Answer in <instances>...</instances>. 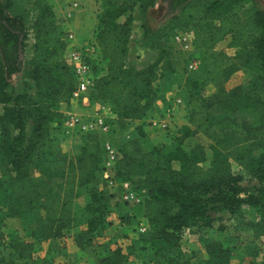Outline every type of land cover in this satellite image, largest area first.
<instances>
[{
	"label": "trees",
	"instance_id": "obj_1",
	"mask_svg": "<svg viewBox=\"0 0 264 264\" xmlns=\"http://www.w3.org/2000/svg\"><path fill=\"white\" fill-rule=\"evenodd\" d=\"M159 1L169 21L146 35L157 57L145 67L129 61L134 15L153 9L158 0L97 1L98 23L88 42L97 54L91 100L110 107L111 132L80 135L79 152L71 160L62 151L66 137L61 135L64 110L59 108L72 99L76 87L66 60V23L57 14L55 0H0V209L5 210L0 222L14 218L36 224V238L52 244L50 263L66 252L58 241L71 235L81 256H92L97 264H190L181 254L189 232L206 253L200 264H230L232 250L210 239L209 233L241 224L249 209L256 211L259 222L248 224V230L263 225L264 13L242 15L241 4L247 0ZM176 32L191 34L211 60L221 54L216 46L230 38L228 48L238 52L249 81L228 93L220 89L206 100L195 89L189 94L187 126L177 124L179 109L175 125L167 132L155 130L161 138L156 145H146L149 121L161 112L156 104L164 94L158 85L175 73L177 51L171 42ZM24 71L28 87L17 93L11 79ZM205 101L208 113L202 115L197 105ZM165 106L172 105L166 101ZM190 135L214 142L220 167L198 143L186 148ZM106 139L120 155L113 176L117 193L127 182L138 183L144 192L139 207H130L121 225L109 221L116 193L102 178ZM169 142L170 147L165 145ZM231 153L240 154L239 162L257 181L256 188L244 186L243 175L233 172ZM34 173L47 184L60 181L42 192ZM80 198L83 221L71 208ZM140 225L146 228L143 234L138 233ZM130 229L149 248V257H133L139 244L130 243ZM111 234L123 241L112 251L109 242L101 243ZM7 247L8 256L0 258V264H44L36 258L33 241L15 240Z\"/></svg>",
	"mask_w": 264,
	"mask_h": 264
},
{
	"label": "rangeland",
	"instance_id": "obj_2",
	"mask_svg": "<svg viewBox=\"0 0 264 264\" xmlns=\"http://www.w3.org/2000/svg\"><path fill=\"white\" fill-rule=\"evenodd\" d=\"M97 1L98 0H96L95 3L96 5L94 4L96 10H98L99 5ZM253 10H260L264 13V0H247L246 2L241 4L242 15L248 14ZM165 13V6L158 0L156 6L153 8L150 14L148 13L146 16H143L137 13L134 15L132 33L133 35L131 40L134 44V41H136V37L138 36L137 38H142L144 45L146 43V49L142 53V60H140V62H136V60L135 62H133L134 65L138 67H145L150 65L156 59L157 53L149 48V43L147 41L146 35L151 31L163 27L167 23V21H169V18L165 17ZM124 20L125 18L121 19V21ZM89 35L90 34L86 33L85 38L91 41ZM188 36H190L191 38V47L187 52L181 50L180 47L174 45L171 42V44L177 51V55L174 60L175 73L166 77L158 85L160 87V92H162V94L167 97V102H169L171 105L174 104L175 100L180 101L179 105L181 114L177 117V124L179 127L187 126V118L192 108L189 94L195 91V89H200V95H202V99L206 100L212 97V95L218 93L220 89H223L228 93L236 87L243 85L247 81H249L248 74L244 71L242 65L240 66V58L237 51L227 50L228 48L225 46V52H221V54L216 59L211 60L208 58V55L201 47V43L194 42L191 34H188ZM136 53H138V50ZM29 57L30 51H27L25 54V59L27 60L29 59ZM191 57H195L201 63L200 69L194 72L188 69V62ZM136 58L139 59L140 57ZM226 71L230 72L229 76H226ZM11 81L15 92L23 93L27 90L28 81L25 71L21 74L13 76ZM206 104L207 102L205 101V103L202 104L201 102H199L197 105V108H199L202 115H206L208 113ZM161 106H164L163 102H161ZM59 108L60 110L64 111L73 110L76 108V103L71 99L69 102L59 105ZM130 126H133V124ZM148 130L149 133H151V131H155L151 127V125L150 127H148ZM155 143L157 142L150 139L149 137L146 145H156ZM197 143L204 149L207 159L212 162L215 167H220L221 160L214 159V142L204 136L190 135L185 143V146L187 149H191ZM80 144L81 143L79 139L68 137V142L62 143V151L66 153L69 159L73 160L75 155L79 152ZM259 154V152L255 153L256 157L259 156ZM239 157L240 154L236 153H231L228 156V161L233 172L243 175L244 179L242 184L244 186L256 188L257 181L247 175V173L245 172V165L239 162ZM35 174L38 173H34V181L37 187L41 189L42 192H46L49 186H53L60 181L52 180L50 184H47L45 178L35 176ZM129 184L130 188L128 190L122 186V189L119 191V193H117V191H111L112 193H116L114 194L115 197L112 200L113 212L109 217V221L114 225L115 223L121 225V219L122 217H124L130 207L138 208L140 205L136 202L125 200L124 197L126 193L137 195V197H139L140 199H142V197L144 196V192L141 190L138 183L133 182ZM83 201V198H80L77 201H74L71 205V208L74 210L75 215L82 221L86 218L82 207ZM116 204L118 205L116 206ZM249 210H246L244 212V220L241 222V224L238 223V225L235 227H228L223 232L214 230L209 233L210 239H213L215 241H223L225 245H227L232 250L230 264H260L264 261V225L257 227L254 231L248 230V228L246 227L247 224L245 223V215L254 213L252 209L251 211ZM4 212L5 210L0 209L1 215ZM132 227L134 229L135 226ZM140 227L141 225L137 227L138 233H145L146 228ZM141 229H145V231L142 232ZM36 233V224L30 223L29 221L7 218L0 222V258L8 256L9 250L7 246L11 241L22 240L35 242L37 249L36 258H38L39 260L44 259V264H77V262L79 261L80 264H97L92 256L79 255L80 251H74L69 242H66L67 245L65 254L61 255V252L58 255L53 256L50 263L47 260V257L50 258V255H52L50 253L52 244H50L49 241L39 240L38 238H36ZM127 234L130 238V243L133 241L134 243L139 244L138 248L134 251L133 257L135 259L149 257V248H147L146 245L142 246V243L138 242L140 241L139 237L133 231H128ZM113 237L114 236L111 234L110 236L101 239V243L104 241H106V243L109 242L111 251L114 250L115 247H117L116 245L119 246V243H123L121 239L119 240L118 238V242L116 238L112 239ZM65 238H71V235L66 236ZM107 239L110 240L107 241ZM129 241L126 243H129ZM181 254L183 255V260L190 261V264H200L207 257L198 238L189 232H186L185 234L184 247L181 251ZM78 257L82 258L77 261ZM46 260L47 262H45Z\"/></svg>",
	"mask_w": 264,
	"mask_h": 264
},
{
	"label": "built area",
	"instance_id": "obj_3",
	"mask_svg": "<svg viewBox=\"0 0 264 264\" xmlns=\"http://www.w3.org/2000/svg\"><path fill=\"white\" fill-rule=\"evenodd\" d=\"M57 7L62 9V18L66 27L68 22L74 19L78 12L85 9L89 0H69L62 6L55 0ZM78 36L72 33L69 29L66 31V41L68 42V49L66 53V60L70 65L72 72L76 79V87L72 93V100L76 103V108L73 110L61 111L63 113V120L61 126V135L79 139L80 135L85 133H98L107 136L111 132L110 120L113 119V114L108 105L101 103H93L91 100V92L94 89L97 81V54L94 47L90 43L78 44ZM173 43L180 47L181 50L187 52L191 47V38L188 34L183 32H176L173 35ZM201 63L195 57H191L188 62V69L192 72L200 69ZM180 101L175 100L170 107H159L161 112L150 120L151 127L159 132L169 131L176 123L175 115L180 109ZM58 129V125L54 126ZM55 135L60 134L55 131ZM60 135V136H61ZM105 161L102 178L108 183L109 189L116 192L118 185L114 182V169L119 160V152L114 143L106 139L104 143ZM125 189L130 188L129 182L123 183ZM125 200L136 202L140 204L142 199L132 193L125 195ZM142 232L145 229H141Z\"/></svg>",
	"mask_w": 264,
	"mask_h": 264
},
{
	"label": "crops",
	"instance_id": "obj_4",
	"mask_svg": "<svg viewBox=\"0 0 264 264\" xmlns=\"http://www.w3.org/2000/svg\"><path fill=\"white\" fill-rule=\"evenodd\" d=\"M59 2V5L62 6L63 4L67 3L69 0H57ZM96 3V0H89V3L87 5V7L85 9H83L82 11L78 12L77 15L74 17V19H72L71 21L68 22L67 25V29H69L72 33L76 34L78 36V40L77 43L80 44H86L89 42L88 39L85 38V34H90L89 38H91V40H93V33H94V29L98 23L97 21V17H96V8L94 7V4ZM96 5V4H95ZM153 10V9H152ZM151 10V11H152ZM150 10L146 13L143 14V16L147 15L148 13L150 14L151 12ZM57 14L58 16H60L62 14V9L57 7ZM91 32V33H90ZM138 37V36H137ZM136 37V41L133 42L131 41L130 44V56H129V61L133 64V62H140V60H142V53L144 52V50L146 49V43L144 45L142 38ZM92 42V41H91ZM230 42V38H227L225 41L219 43L216 48L215 51L216 52H225L224 48L225 46L228 48ZM143 43V44H142ZM138 50V53H136ZM227 50H231V49H227ZM150 51V50H149ZM136 57H140L139 59ZM154 62V61H153ZM167 101V97L166 96H162L159 101L157 102V106L158 107H162L161 106V102L165 103ZM148 131V132H147ZM146 132L149 133V130H147ZM154 131V130H153ZM159 134H156L154 132L151 131L150 133V139L155 140L158 143V139L161 138L158 136ZM165 145H167L168 147L171 146L170 142L169 143H165ZM251 211V210H249ZM252 211L254 212L253 214H248L245 215L246 219H245V224L246 227L248 228V224H252V223H257L259 222V218L258 215L256 213L255 210L252 209ZM248 218V219H247ZM264 225V222L262 223ZM60 242V246H62L63 248L66 249V242H69V244L71 245L72 249L74 251H79V249L76 247L73 237L71 236V238H62L61 240L58 241V243ZM79 255H81V253H79ZM78 260H80V257H78ZM77 262V261H76ZM77 264H80V261L77 262Z\"/></svg>",
	"mask_w": 264,
	"mask_h": 264
}]
</instances>
